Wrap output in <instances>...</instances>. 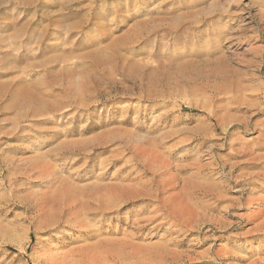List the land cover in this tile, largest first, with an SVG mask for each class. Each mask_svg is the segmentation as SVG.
Listing matches in <instances>:
<instances>
[{"label": "rangeland", "instance_id": "rangeland-1", "mask_svg": "<svg viewBox=\"0 0 264 264\" xmlns=\"http://www.w3.org/2000/svg\"><path fill=\"white\" fill-rule=\"evenodd\" d=\"M0 264H264V0H0Z\"/></svg>", "mask_w": 264, "mask_h": 264}, {"label": "bare ground", "instance_id": "bare-ground-1", "mask_svg": "<svg viewBox=\"0 0 264 264\" xmlns=\"http://www.w3.org/2000/svg\"><path fill=\"white\" fill-rule=\"evenodd\" d=\"M132 139V138H131ZM130 140V139H129ZM140 148V147H139ZM141 149V148H140ZM142 150V149H141ZM140 150V151H141ZM139 150L136 151V153L138 152ZM138 153V155L142 158L143 162H145L148 166L150 167H153L156 171H163L164 167H166V165H161L160 162H165V161H162V158H161V161L158 160L154 154V152H150V151H142ZM136 155V154H135ZM137 156V155H136ZM199 158V157H198ZM164 159V158H163ZM165 160V159H164ZM39 163L41 162H37L36 164L39 165ZM43 164V163H42ZM145 164V165H146ZM163 164V163H162ZM146 165V166H147ZM41 167H44V165ZM38 168V167H37ZM48 168V167H47ZM43 169V168H42ZM152 169V168H151ZM46 170V169H44ZM47 171V170H46ZM159 171V172H160ZM49 173V171H48ZM163 173V172H162ZM157 174V173H156ZM160 174V173H159ZM50 175V174H49ZM162 175V174H161ZM166 177V176H165ZM170 178V176H169ZM164 179V177L162 178ZM124 186V185H123ZM158 186V185H157ZM161 186V185H160ZM125 187V186H124ZM123 188V187H122ZM145 189V187L143 188ZM129 190V189H128ZM137 191H141L142 192V189H135ZM114 192V191H113ZM119 192V191H118ZM125 192V191H123ZM134 193L136 191H133ZM109 194V193H108ZM114 194V193H113ZM108 195L107 198H105V201L107 203H113L114 200H116V197L114 195ZM182 193H178V195L174 198V199H171L169 202L165 203V209H167V211L169 212V215L170 216H174V217H177L179 218L180 220H182V222H185V224H187V226L189 227L190 224L193 223V220L196 218L197 216V212L195 211V209L193 208L192 204L190 203V201L185 197V195L187 193H185V195H181ZM60 195V194H59ZM120 195V194H119ZM191 194H189L190 196ZM117 198L119 199L120 196H117ZM127 198V197H126ZM134 198V196H133ZM192 198V197H191ZM122 199V198H121ZM70 210L72 209V204L68 207ZM167 212V213H168ZM75 217H77L76 220H79L81 222V227H85L86 226V223H83V219L81 220V218H79L77 215H74ZM74 217V218H75ZM70 218V217H69ZM170 219V218H169ZM67 221V220H66ZM69 221H71L69 219ZM73 221V220H72ZM85 222V221H84ZM166 222V220H165ZM66 224H68L67 222H65ZM74 223V221H73ZM78 223V222H77ZM89 223V222H88ZM75 224V223H74ZM73 224V225H74ZM181 224V223H180ZM76 225V224H75ZM88 225V224H87ZM71 226V225H70ZM90 226V225H89ZM186 226V225H185ZM87 227V226H86ZM82 228V229H83ZM51 253V252H49ZM53 253V252H52ZM47 254V253H46ZM53 257L55 256L56 257V254H51ZM47 256V255H46ZM51 257V256H50ZM49 257V259H50ZM53 259V258H52ZM51 259V260H52ZM56 259V258H55Z\"/></svg>", "mask_w": 264, "mask_h": 264}]
</instances>
